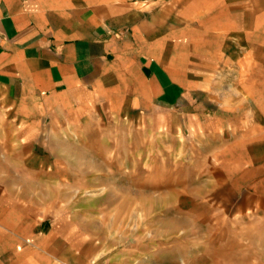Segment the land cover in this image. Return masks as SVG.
<instances>
[{
  "label": "crops",
  "instance_id": "1",
  "mask_svg": "<svg viewBox=\"0 0 264 264\" xmlns=\"http://www.w3.org/2000/svg\"><path fill=\"white\" fill-rule=\"evenodd\" d=\"M102 112L195 137L264 209V0H0V264H152L76 193Z\"/></svg>",
  "mask_w": 264,
  "mask_h": 264
},
{
  "label": "rangeland",
  "instance_id": "2",
  "mask_svg": "<svg viewBox=\"0 0 264 264\" xmlns=\"http://www.w3.org/2000/svg\"><path fill=\"white\" fill-rule=\"evenodd\" d=\"M93 123L71 138L100 172L76 193L115 220L118 245L147 251L152 264H259L264 222L254 216L264 209L238 205L205 144L198 151L195 137L135 114L102 112Z\"/></svg>",
  "mask_w": 264,
  "mask_h": 264
}]
</instances>
